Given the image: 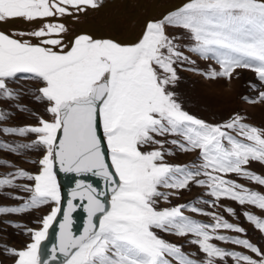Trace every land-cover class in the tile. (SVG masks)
Listing matches in <instances>:
<instances>
[{"label": "snow or ice", "instance_id": "6c2138e0", "mask_svg": "<svg viewBox=\"0 0 264 264\" xmlns=\"http://www.w3.org/2000/svg\"><path fill=\"white\" fill-rule=\"evenodd\" d=\"M122 2L125 9L111 13L116 0H0V22L42 25L0 31V137L28 141L0 139V151L35 153L27 162L38 169L0 159V167L14 168L0 175V197L21 201L0 205V224L23 229L30 241L20 249L0 245V256L12 264H264V248L216 211L238 218L235 202L264 212V194L239 183L264 187V175L251 169L264 167V127L239 111L211 123L186 110L177 90L181 72L231 85L247 70L256 95L240 100L264 105V0H184L159 19L150 11L159 0ZM56 17L74 28L45 23ZM124 35L138 39L125 43ZM29 104L43 105L44 115ZM17 114L36 122L10 125ZM178 154L194 158L170 163ZM60 173L74 185L67 197ZM193 188L203 190L200 197L161 207ZM45 208L36 228L4 219ZM78 210L86 214L79 232ZM242 215L264 234V218Z\"/></svg>", "mask_w": 264, "mask_h": 264}, {"label": "rangeland", "instance_id": "374dc122", "mask_svg": "<svg viewBox=\"0 0 264 264\" xmlns=\"http://www.w3.org/2000/svg\"><path fill=\"white\" fill-rule=\"evenodd\" d=\"M199 66L201 68L205 67V62L203 60L198 61ZM211 63V62H209ZM181 76L185 77V81L181 83L179 92L182 93L183 98L185 99V108L190 113L197 115L200 118H203L211 123H219L226 119L231 113L239 111L242 114H245L248 119L247 123L255 126L264 127V105H257L255 107L250 106L246 103H243L240 100L241 94H247L250 96H255L256 93L251 91L247 85L250 82H255L256 77L255 74L251 71H244L241 79L235 80L231 83V85L225 84L224 81H219L218 83H211L205 81L199 75H193L189 72H181ZM24 103H29L26 99ZM30 107L36 109L44 115L43 105L37 104H29ZM49 117L45 115V119ZM36 121L33 119H28L22 114H17L14 119H12L9 123L10 125H24V124H34ZM5 141L11 142H28L24 138L14 137V136H5L0 137ZM31 139V138H29ZM35 153H28L26 155H17L14 153H9L6 151H0V159H5L9 163L25 169L29 172L35 173L38 171L37 167L30 162H27L30 156H35ZM193 156L191 155H182L178 154L175 158H170L169 162L174 164H185L190 163L193 160ZM251 169L261 175H264V167H261L258 163H253L251 165ZM14 171V168L11 167H0V175L9 173ZM231 179H237L234 175L230 176ZM18 183H29L28 181H18ZM239 183L246 185L248 188L258 191L264 194V187L256 185L255 183H251L247 180L240 179ZM5 192H11L13 195L26 196V193L18 192L15 189H5ZM203 190L199 188H193L191 192H184L182 198L180 199H172V204H165L161 202V207H169L172 205L187 203L201 196ZM207 199L208 197H204ZM21 203L19 200L9 199L7 197H0V205L4 206H18ZM225 203H228L225 201ZM231 207H233L237 216L233 217L223 212L220 209H216V211L220 212L221 215H224L226 219H228L232 223H238L242 227H244L247 231V237L251 242L258 244L261 248H264V234H262L259 230H256L254 226L246 221L245 217L242 215V212L247 210L252 212L253 214L264 218V212L253 206H243L241 207L235 202L231 203ZM48 211L45 208L42 212H32L31 214H21V215H11L5 217L4 219L9 221H15L23 224L25 227L36 228L38 225L34 222L37 216L46 214ZM186 215L192 216L194 219L210 222V218L192 214L190 212H185ZM223 231V230H222ZM17 230L11 227H7L4 224H0V245H8L13 248H23L26 243L30 242L28 236L23 234V229L20 230V234H16ZM224 234L228 235H239L232 232H225ZM165 239L171 240L178 244H184L183 240H178L174 236H165ZM219 246L235 250L245 252L246 254L252 255L247 250L234 246L231 244H224L223 242H219ZM185 252H194L196 249L194 246L185 245ZM0 260L3 261V264H12V261L8 259L7 256H0ZM229 264H232V261L229 260Z\"/></svg>", "mask_w": 264, "mask_h": 264}, {"label": "bare ground", "instance_id": "6f19581e", "mask_svg": "<svg viewBox=\"0 0 264 264\" xmlns=\"http://www.w3.org/2000/svg\"><path fill=\"white\" fill-rule=\"evenodd\" d=\"M184 2V0H159V2L156 4L155 7L150 8V11L154 13V18L159 19L166 11V9H172L177 5H181ZM125 5L123 4L122 0L118 3V7H114L110 9L109 11L111 13H114L116 11H123L125 9ZM57 22H67V26L69 28H74V25L71 21H65V18H47L45 20V23H57ZM42 26L39 23H32L29 24L27 22L16 20L11 22H0V31L5 32L10 35H15L19 32H31L33 30H36L38 27ZM122 41L123 39L125 43H132L135 40L138 39V36H120L119 37ZM129 39V40H127Z\"/></svg>", "mask_w": 264, "mask_h": 264}, {"label": "water", "instance_id": "95a60500", "mask_svg": "<svg viewBox=\"0 0 264 264\" xmlns=\"http://www.w3.org/2000/svg\"><path fill=\"white\" fill-rule=\"evenodd\" d=\"M120 2V0H116V3L118 4ZM120 39V38H119ZM129 40V39H127ZM123 41H125L123 39ZM62 186H63V194L65 197H67V192H68V189L74 185L70 184L69 183V178L63 174V173H60L59 176H58ZM89 182H92V183H96V178L94 177H89L88 178ZM74 217H75V230L77 232L81 231L82 230V226L85 222V219H86V214L82 211V210H78L77 213L74 214ZM51 239L54 240L55 239V233L53 232L52 236H51Z\"/></svg>", "mask_w": 264, "mask_h": 264}]
</instances>
